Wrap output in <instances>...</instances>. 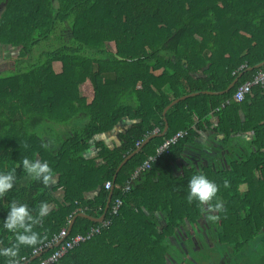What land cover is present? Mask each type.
Instances as JSON below:
<instances>
[{"label": "trees", "instance_id": "1", "mask_svg": "<svg viewBox=\"0 0 264 264\" xmlns=\"http://www.w3.org/2000/svg\"><path fill=\"white\" fill-rule=\"evenodd\" d=\"M0 5V45L18 49L13 69L0 73V172L15 169L16 177L0 197V251L15 243V233L3 227L13 202L26 204L34 218L42 203L48 205V214L32 229L42 242L22 245L15 258L0 255V264L10 259L38 264L54 248L37 259L32 252L68 228L74 216L99 218L109 194L106 182L114 186L112 199L123 201L118 216L57 264H166L168 239L196 224L209 207L188 202V182L197 174L218 186L209 203L223 204L222 211L212 212L219 217L217 236L229 250L228 260L235 256L238 264L245 248L261 242L264 86L214 114L212 131L222 136L223 145L251 133L245 154L221 168L184 170L179 178L161 171L154 183L153 175L178 160L184 145L210 128L209 113L264 69L247 71L264 62V0H0ZM54 63L61 64L59 74ZM240 74L228 93L219 94ZM86 81L92 87L90 104L79 95ZM193 93L198 94L170 107L164 121L162 113L172 101ZM10 115L15 119L8 120ZM124 122L130 126L119 135V146L109 149L96 140ZM165 122L166 134L134 153L155 131L160 134ZM179 131L187 136L122 194L135 170ZM91 143L93 158L84 154ZM24 158L49 165L47 184L28 176ZM95 190L96 196L86 197ZM96 226L77 217L70 235Z\"/></svg>", "mask_w": 264, "mask_h": 264}, {"label": "crops", "instance_id": "2", "mask_svg": "<svg viewBox=\"0 0 264 264\" xmlns=\"http://www.w3.org/2000/svg\"><path fill=\"white\" fill-rule=\"evenodd\" d=\"M161 73L162 71L159 70L156 71L154 74L156 76H159ZM86 82L89 83V81ZM88 85L81 84L80 86H82L81 89L84 90V93L91 91L90 94L91 96L89 95L87 96V94L82 95L80 92L82 90H79V95L82 99L86 101L87 104H90L93 99V93L90 83ZM214 123H215V115L212 118L207 119V124L210 126V128L206 127L205 131L199 133V137L197 139H195L191 143L184 145L181 156L178 160L170 162L168 165H166V167L162 166L161 168L154 170L153 182L154 183L158 182V177H160L161 171L167 177L179 178L182 177L184 170L199 171L202 168L212 167L217 169V168H221L222 166L224 167L230 163V160L232 158L234 157L236 158L239 155L245 154L247 152V149L249 148L248 140L251 134L247 133L245 136L232 137L229 140L228 146H226L223 145L222 143L223 140L222 136L212 131V127ZM129 126L130 123L128 122L120 123L108 133H104L96 137V140L102 142L109 149L115 148L120 145L119 135L125 132L126 129L129 128ZM92 145L93 144L91 143L90 149L85 151L84 154L86 157L93 158L96 156V151ZM55 179L53 180L54 184L56 183ZM145 181L146 178L144 180L143 177L140 185L143 184ZM97 193L98 190L90 191L89 193L86 194V197L91 199L94 196H96ZM56 195L58 199L62 198L61 191L57 192Z\"/></svg>", "mask_w": 264, "mask_h": 264}, {"label": "clouds", "instance_id": "3", "mask_svg": "<svg viewBox=\"0 0 264 264\" xmlns=\"http://www.w3.org/2000/svg\"><path fill=\"white\" fill-rule=\"evenodd\" d=\"M22 166L32 180L40 181L45 184L49 181L51 169L47 163L24 158L22 160ZM15 179V169L8 172H0V197L4 196L5 193L12 189ZM224 186L228 187L227 181H225ZM188 188L189 192L187 199L189 203L195 200L198 201L200 205L208 204L209 207L207 211L209 212H220L223 210V204L221 202H217L215 205L209 203L217 196L218 186L204 175H193L188 182ZM47 214L48 205L46 203L40 205L38 216L34 218L26 204L17 205L13 202L4 219L3 227L7 231L15 233V243L11 247L0 251V255L15 258L22 245L36 246L41 243L42 238L32 229L33 226L41 222L43 217ZM218 218V216H209L211 220H217ZM8 264H19V262L15 259H10Z\"/></svg>", "mask_w": 264, "mask_h": 264}, {"label": "built area", "instance_id": "4", "mask_svg": "<svg viewBox=\"0 0 264 264\" xmlns=\"http://www.w3.org/2000/svg\"><path fill=\"white\" fill-rule=\"evenodd\" d=\"M256 86H264V69L259 70L252 81L240 85L236 89L232 98L226 100L223 104L220 105V107L213 109L209 113L208 118H212L215 113L228 106L231 102L241 103L245 99V97L251 93V89ZM154 133H157V131H155ZM187 133V131H179L171 138L166 139L162 143V145L156 149L155 154L148 157L147 160L135 170V172L132 174L131 181H128L126 185L120 189L121 193L127 194L131 189V182H134V180H136L140 175L150 171L152 165L163 156L168 155L171 148L177 145L181 139L186 137ZM137 146H139V144H137ZM113 187L114 186L111 182H106L104 185V188L108 191L113 189ZM122 205L123 201L121 198H111V202L107 210V212L109 211V217L106 218V212L103 220L98 223L99 226L90 228L85 234L70 235V232H68L67 228L62 229L56 236L51 239L50 242L44 244L43 246H40L32 252L34 256H37L42 254L43 251L54 248L53 252L46 256L44 259L40 260L38 264H57L70 251L100 235L102 230H105L111 226L112 219L118 216ZM97 212H102V209H99Z\"/></svg>", "mask_w": 264, "mask_h": 264}, {"label": "flooded vegetation", "instance_id": "5", "mask_svg": "<svg viewBox=\"0 0 264 264\" xmlns=\"http://www.w3.org/2000/svg\"><path fill=\"white\" fill-rule=\"evenodd\" d=\"M209 216H215V213L203 212L196 224L177 230L174 237L168 239L166 264H235L237 262L235 256L228 260L229 250L217 236L218 223L209 219ZM188 235H192L191 238ZM186 239H190V243L186 242ZM219 250L222 252L220 253Z\"/></svg>", "mask_w": 264, "mask_h": 264}, {"label": "rangeland", "instance_id": "6", "mask_svg": "<svg viewBox=\"0 0 264 264\" xmlns=\"http://www.w3.org/2000/svg\"><path fill=\"white\" fill-rule=\"evenodd\" d=\"M2 10V6L0 5V12ZM112 50H115L114 44H111ZM18 55V49L12 48L9 46H3L0 45V73H2L5 70H12L14 67V58L17 57ZM52 69L55 74H59L62 70L61 64L60 63H54L52 65ZM83 84L88 85L89 83L85 82ZM82 86H80L79 90L81 94H87V96H91V91L85 92L84 90L81 89ZM89 87V85H88ZM18 117V116H17ZM15 119L13 115H10V118L8 120ZM241 189H245V187H241ZM220 253L222 252L219 250ZM264 251V236L261 239V242H256L248 246L247 248L244 249L243 253L240 255L238 260L240 261L241 264H258V262H264V257L260 259L262 253Z\"/></svg>", "mask_w": 264, "mask_h": 264}, {"label": "water", "instance_id": "7", "mask_svg": "<svg viewBox=\"0 0 264 264\" xmlns=\"http://www.w3.org/2000/svg\"><path fill=\"white\" fill-rule=\"evenodd\" d=\"M2 6V8H3V5H1ZM262 67H264V62H261L260 64H258V65H256V66H254L253 68H249L247 71H252L253 69H260V68H262ZM242 76V74H240L239 76H238V78H236L229 86H228V88L225 90V91H223V92H220L219 94H226V93H228L234 86H235V84L238 82V80H239V78ZM196 94H198V93H193V94H189V95H185V96H183V97H181V98H179V99H177V100H174V101H172L165 109H164V111H163V117H164V121H165V114H166V112H167V110L170 108V107H172L173 105H175L176 103H178V102H181V101H183V100H185V99H187V98H189V97H192V96H194V95H196ZM207 94H216V93H207ZM217 95V94H216ZM167 130H168V125H167V123L165 122V126H164V129H163V131L160 133V134H153L152 136H150L148 139H146L138 148H137V150L134 152V153H136L138 150H140L150 139H152V138H155V137H163L165 134H166V132H167ZM133 153V154H134ZM133 154H131V155H129V156H127L121 163H120V165L118 166V168H117V171H116V174L118 173V171L125 165V163L132 157V155ZM115 181V176H114V178H113V182ZM112 194H113V189H111L110 191H109V194H108V198H107V202H106V205H105V209H104V213L99 217V218H92V217H90V216H88V215H85V214H82V213H79L78 215H76V216H74L72 219H71V221H70V223H69V225H68V228H67V230H68V232H70V230H71V228H72V225H73V223H74V220L77 218V217H83V218H86V219H88L89 221H92V222H96V223H100L102 220H103V218H104V216H105V214H106V212H107V210H108V208H109V204H110V202H111V198H112ZM41 256V254L40 255H37V256H34L33 257V259H36V258H38V257H40ZM26 264V263H25Z\"/></svg>", "mask_w": 264, "mask_h": 264}]
</instances>
